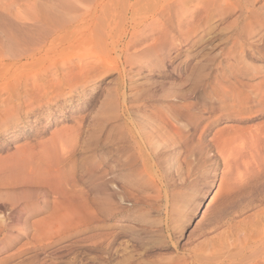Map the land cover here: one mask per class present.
<instances>
[{"label":"bare ground","instance_id":"1","mask_svg":"<svg viewBox=\"0 0 264 264\" xmlns=\"http://www.w3.org/2000/svg\"><path fill=\"white\" fill-rule=\"evenodd\" d=\"M164 1L168 4L171 2L176 7L180 0ZM182 2L184 1L181 0L180 3ZM192 2L190 16L193 18L199 16L201 19V14L211 19L215 14L224 16L238 13L226 38L229 46L223 54L220 53L222 56L219 60L211 59L210 73L203 76L200 70H197L192 86L187 87L184 92L183 89L176 90L169 101H121L122 105L114 123L102 141L92 142V154L89 156L80 152V147L84 148L83 151L86 150L85 146L80 144V124L76 121L72 127L52 131L47 139L37 132L35 136H31V141L26 140L24 144L16 147L11 155L0 158V252L20 242L28 229L35 232L39 230L49 237L53 232L58 234L64 226L77 222L84 212L93 210L104 213L109 210L115 211L114 216L117 217L122 212L123 203L130 204L129 207L149 206L160 201L165 203L168 201L170 188L191 190L187 200L192 206L190 214L198 206L196 202L200 199L203 187L210 183L209 180L218 171L220 175L217 190L205 210L213 204L212 201L219 194L224 195V201L228 205L244 193L241 191L244 179L258 169V149L264 147V125L242 129L225 125L214 132L211 141L200 144L202 138H198L195 144H190L184 135L188 129L196 130L197 121L204 116L197 118L180 100L185 95L193 94L198 98L199 105L206 106L209 115L221 113L218 120H243L254 108L258 109L259 117L264 114V3L258 5L260 0ZM131 5L127 6V11H131ZM168 6L165 4L163 11H166ZM163 11H159L154 17L158 18L152 19L151 22L137 18L128 19L131 29L126 32L121 30V35L118 36H126L128 32V38L146 37L142 28L158 23ZM39 17L36 15L32 19L33 23L21 26L26 30L38 28V25L41 27L43 23L39 19L43 17ZM83 17L81 16V19ZM50 21L45 20L44 23L49 22L48 36H53L55 31ZM81 21H84L83 25L72 26L71 30L64 33L65 36L47 39V49L42 50L43 55L36 58L38 68L34 70L28 68V64L18 66L20 60L7 64L8 59L0 56V78L13 79L0 84V119L3 118L4 122L13 121L4 123L6 130L9 124L17 128L26 121L29 123L31 116L36 118L32 123L44 119L43 115L50 109V105H57L58 99L73 94L77 83L88 84L97 75L100 67L104 69L102 59L97 56L86 57L84 54H78L73 60L51 63L55 56H50H58L63 47L83 45L87 38L85 34L88 35L87 31L90 30L88 24L91 22L85 18ZM92 26L94 27V24ZM214 26L209 25V29ZM95 40L97 41V38ZM123 40L111 44L112 50H117L120 57L127 56L128 52V46L122 43ZM83 47L85 48V45ZM32 58L33 56H30V59ZM255 81L257 82L253 83ZM208 89L210 91L207 97L202 99ZM49 118L47 116L46 120ZM217 121L211 122L206 131ZM32 125L28 127L32 128ZM25 126L27 124L16 130L19 132L18 136H24L22 131ZM108 144L117 146L113 148L111 157H108V154H112L111 151L104 153V147ZM261 150L264 152L263 148ZM95 154L96 162L91 159ZM262 155L264 157L263 153ZM79 158L81 161H78ZM196 182H202L201 190H197ZM81 187L84 189H80ZM245 200L231 203L234 208L230 212L224 210L216 226L217 230L222 229L223 232L221 235L226 243L225 256L233 258V250L243 251L247 248L250 249V254L238 263H233V260L228 258L225 264H258V207L253 206V202L246 203ZM250 205L253 209L249 208ZM119 209L121 211L118 213ZM36 216L44 217L29 222L30 218ZM13 233H16L15 236ZM262 234L259 236H263L264 240V231Z\"/></svg>","mask_w":264,"mask_h":264},{"label":"rangeland","instance_id":"2","mask_svg":"<svg viewBox=\"0 0 264 264\" xmlns=\"http://www.w3.org/2000/svg\"><path fill=\"white\" fill-rule=\"evenodd\" d=\"M183 1L182 4L180 0L176 8L173 3L168 4L164 0H0V56L9 60L6 61L7 64H10V61L16 63L20 60L21 63L18 66L28 64V68L32 70L38 68L35 60L43 55L42 50L47 49L45 46L47 39L65 36L64 33L74 26L83 25L84 21L80 22L83 18L91 22L88 24L90 30L87 31L88 35L85 34L87 38L83 45L72 48L63 47L58 56H50H55L51 63L73 60L78 54H84L86 57L97 56L104 64V69L100 67L97 75L88 84L77 83L73 94L58 99L57 105H50V109L43 115L44 119L32 123L36 118L31 116L28 119L29 123L26 121L17 128L9 124L6 130L4 123L13 121L4 122L1 118L0 158L11 155L14 149L24 144L26 140L31 141V136H35L37 132L47 139L52 131L72 127L76 121L80 124L78 127L80 144L85 146L86 150L83 151L84 148L80 147V152L84 153V156H89L92 154V142L103 140L124 100L127 102L133 99H145L148 102L156 99L169 101L172 100V93L176 90L183 89L184 92L192 86L197 70H200L203 76L209 74L212 66L211 59L219 60L229 46L226 38L238 13L233 12L224 16L215 14L213 15L215 18L212 16L211 19L201 14V19L199 16L193 18L190 16L193 0ZM259 3L258 5L263 4L264 0H260ZM129 4H132L131 11L126 10ZM165 4L169 6L165 8L166 11H163ZM161 10L163 13L158 23L142 28L144 33L151 37L128 38L130 37L128 32L126 36H118L122 31L131 29L128 22L130 19L137 18V20L151 22L152 19L158 18L154 17ZM36 15L43 17L42 19L39 17L43 25L41 27L38 25V28H33L34 30L23 29L21 25L33 23L32 19ZM81 16L84 17L81 19ZM45 20H51L50 23H53L51 26L57 36L53 32L54 37L48 36L50 24L49 22L45 24ZM116 20L121 21L119 23ZM114 23L117 25L116 31ZM209 25L214 27L209 29ZM42 27L45 28L42 29ZM95 27L100 29H94ZM63 28L66 30L64 31ZM94 30L101 32L96 33ZM120 39H124L122 43L128 46L127 56L120 57L117 50H112V42L121 41ZM88 47L89 50H87ZM30 56L33 58L30 59ZM201 79L204 81L203 77ZM4 81L10 82L13 79L0 78V84ZM209 91L210 89L204 92L202 99L207 97ZM185 96L182 99L180 96L183 105L188 110H192L191 112L195 113L197 118L204 116L197 121L196 130L186 131L184 137L190 144H195L198 138H202L200 144L211 141L214 132L225 125L241 129L247 126L264 125V114L259 117L256 108L245 115L243 120L238 118L218 120L221 113L215 112L209 115L206 112V106L199 105L196 96L193 94ZM47 116L50 117L48 120H46ZM214 121H217L216 124L206 131L207 126ZM24 124H27L22 131L24 136L22 134L18 136L19 132L16 130ZM30 124H33L32 128L28 127ZM116 147L114 144H108L104 147V153L111 151L112 154H108V157H111L114 153L112 150ZM262 148L264 150L263 146L258 149L261 153L260 155L258 153L257 171L249 173L244 179L241 190L244 193L235 200L246 199V203L253 202V206L258 207V264L264 263V240L263 236H259L264 231V157L262 155L264 152ZM94 157L96 154L91 158L96 162ZM78 161H81V158ZM219 175L218 171L205 187L202 182H199L200 184L196 182L197 190L203 187V191L196 202L198 204L196 210L191 211L190 214L189 210L192 206L187 200L191 190L170 188L168 201L165 203L160 201L149 206L132 207H129L130 204L123 203L122 212L117 217L114 216L115 211L109 210L104 213L102 211H96V213L93 210L84 212L77 222L64 226L58 234L53 232L49 237L39 230L37 235V232L28 229L25 234L27 236H23L20 242L0 252V264H225L228 258L233 260V263H238L249 256L250 249L233 250L231 252L234 255L233 258L225 256L226 243L221 235L223 232L222 229L217 230L216 226L222 218V212L232 211L234 206L231 207V203L235 201L231 202V205L229 203L226 205L224 195L219 194L212 201L213 204L205 210L208 201L217 190ZM185 202L188 204L186 205ZM249 208H252L251 205ZM120 211L119 209L117 212ZM43 217H32L29 222ZM15 234L12 235L15 236Z\"/></svg>","mask_w":264,"mask_h":264}]
</instances>
